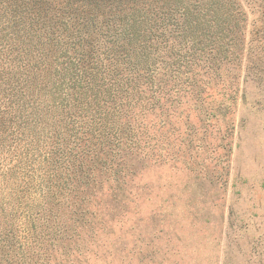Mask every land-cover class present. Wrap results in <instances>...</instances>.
<instances>
[{
    "label": "rangeland",
    "instance_id": "1",
    "mask_svg": "<svg viewBox=\"0 0 264 264\" xmlns=\"http://www.w3.org/2000/svg\"><path fill=\"white\" fill-rule=\"evenodd\" d=\"M140 1L0 0V264H264V0Z\"/></svg>",
    "mask_w": 264,
    "mask_h": 264
},
{
    "label": "trees",
    "instance_id": "2",
    "mask_svg": "<svg viewBox=\"0 0 264 264\" xmlns=\"http://www.w3.org/2000/svg\"><path fill=\"white\" fill-rule=\"evenodd\" d=\"M91 1H94L96 4L107 3V5H109V10L114 11L112 12L113 15L120 18L118 19V23H120L122 28L121 37L125 40L122 43L123 49L126 50L134 47L133 43L135 41H139V46L143 47L142 49H144V47L146 48L149 38H151L152 35L150 34V29L147 27L149 12L147 10L145 12L143 9H150L151 3L145 7L147 1L140 0H88V6H90ZM130 1H132V3H130ZM205 3L207 4L205 14L210 13L211 11L213 12L211 17L217 19L218 29L223 30L225 27L227 28V26H222L220 23L221 20L227 18L224 16L225 14L222 10V5L224 4H222L220 0H205ZM187 10L190 12V9ZM191 14H194L196 18L195 20L200 18V15H196L193 11ZM88 22L90 23L91 21L89 20ZM199 25L200 24L197 23L196 28H198ZM117 27V23H115V28L117 29Z\"/></svg>",
    "mask_w": 264,
    "mask_h": 264
}]
</instances>
